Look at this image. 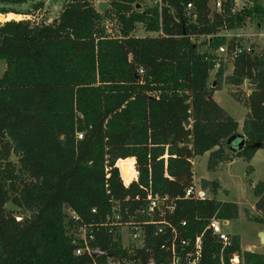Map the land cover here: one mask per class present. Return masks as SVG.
I'll return each instance as SVG.
<instances>
[{
    "label": "trees",
    "instance_id": "16d2710c",
    "mask_svg": "<svg viewBox=\"0 0 264 264\" xmlns=\"http://www.w3.org/2000/svg\"><path fill=\"white\" fill-rule=\"evenodd\" d=\"M34 1L0 0V14H24L16 6ZM100 1L111 2L105 12L97 9ZM212 1L166 0L160 9L146 0H65L53 21L0 22V264L103 259L76 254L84 247L81 228L93 236L94 251L127 255L104 223L116 205L134 212L148 192L177 200L168 220L176 227L186 221L181 233L190 247L201 236L200 264H231L228 256L236 252L243 264H264V253L242 250L238 235L222 261L208 222L236 219L239 209L215 198L219 182H201L212 197L184 198L195 158L209 152L215 171L264 149V49L256 44L228 60L227 76L223 63L210 86L215 50L241 45L223 32L243 27L248 17L264 18V6L244 0L237 8L236 0H225L214 10ZM139 25L154 35L135 36ZM222 81L235 87L253 81L249 94L233 95L247 109L241 134L213 98ZM236 136L245 140L242 150L228 145ZM128 158L137 175L131 181L129 172L126 186ZM253 193L259 212L253 220L264 224V179ZM153 230L146 227V245L137 251L158 263L164 238Z\"/></svg>",
    "mask_w": 264,
    "mask_h": 264
},
{
    "label": "rangeland",
    "instance_id": "374dc122",
    "mask_svg": "<svg viewBox=\"0 0 264 264\" xmlns=\"http://www.w3.org/2000/svg\"><path fill=\"white\" fill-rule=\"evenodd\" d=\"M38 1V2H36ZM264 6V0L258 1ZM34 4L27 3L22 6H16L20 12L9 13L14 14L13 17H9L8 14H0V22L5 20H30L32 23L45 20L46 22L53 21L60 14V11L65 4V0H35ZM36 3H41L38 9L33 6ZM244 4V0H236V7L240 8ZM4 16V17H3ZM109 27L108 32L115 35V27L110 21L106 22ZM227 37L232 38L231 35L240 34V41L244 46H253L256 44L259 47H264V18L260 16H252L245 19L244 26L231 31H224ZM262 34V35H260ZM154 35L153 33H147L139 25L135 36ZM201 38L199 41H202ZM5 63L0 60V75L3 73ZM232 71L231 62L227 61L224 64V76H227ZM216 70L211 74L210 86L213 82V86L216 84L215 77ZM215 83V84H214ZM251 83L246 81L241 87H235L222 81L221 88L215 90L213 98L214 100L225 109L236 121H238V133H243V121L247 113V109L244 105L238 101L235 95L249 94L251 91ZM231 156L233 153L229 152ZM14 161L17 160L15 156L12 157ZM209 152L195 158L193 160L194 169V182L197 185H201L204 180H218L219 189L214 194L216 199L222 201H230L237 204L239 209V215L236 219L227 220V224L222 225V230L229 235H238L241 240V249L246 250L250 248L251 251L264 253V245L259 241V232L264 231V224L253 220V218L259 216V212L255 208L256 197L253 193V186L264 179V149H258L253 155L250 161L243 159L242 157H234L229 162L221 163L215 171L209 170ZM128 170L132 169V161H127ZM131 176L133 177V171ZM8 208H13L11 203L7 204ZM82 234V233H81ZM128 238V232L124 231V240Z\"/></svg>",
    "mask_w": 264,
    "mask_h": 264
},
{
    "label": "built area",
    "instance_id": "2783aa9c",
    "mask_svg": "<svg viewBox=\"0 0 264 264\" xmlns=\"http://www.w3.org/2000/svg\"><path fill=\"white\" fill-rule=\"evenodd\" d=\"M165 1L166 0H146L148 4L156 5L160 9L165 5ZM224 1L225 0H213L212 8L214 10H220ZM187 7L191 8L192 4H188ZM231 36L240 40L239 37L241 35L235 34ZM261 48L264 49V47ZM254 49L253 46H244L242 43L241 45H236L231 50L228 49L227 45L218 47L215 50L217 59L214 70L217 71L223 63L236 58L241 52L247 51L251 53ZM121 160L123 159H120L119 161ZM119 161L117 162V166L119 165ZM134 162L135 160L133 158L132 166L134 169L132 181L136 179L137 175ZM123 181L127 186L128 184L125 182L124 178ZM209 197H212L209 190L203 188L201 185H197L195 182L186 189L184 195L185 199L204 200ZM176 207V199L171 198L168 195L161 196L152 192L147 193L145 204L135 209L132 213L130 212L129 207L124 211L122 210V212L121 207L116 205L112 213L107 215L104 225L111 226L110 232L114 231L116 233L115 235H118L121 238L123 248L127 250V255L106 254L101 251L102 256H104L103 259H94L93 264H200L201 236H197L193 246L190 247V241L187 238H184L181 233V229L187 224L186 221H182L180 226L176 227L168 220V216L174 213ZM92 212L95 213L96 210L92 209ZM223 224H227V222L225 223V221L218 218H212L209 220L207 226V229L213 233L222 245V261L225 256L224 251L232 245V236L222 230ZM147 226H153V234L164 238L160 249L165 255L160 256L158 263L153 257L144 258V256L137 251L146 245ZM80 231L82 232L84 247H79L76 250V254H80L85 250L93 255L95 251L90 247V241H92L93 236L90 232L87 236V229L85 228H81ZM124 231L128 232L126 242L124 240ZM228 257L231 264H243L242 257L238 252L232 253Z\"/></svg>",
    "mask_w": 264,
    "mask_h": 264
},
{
    "label": "water",
    "instance_id": "95a60500",
    "mask_svg": "<svg viewBox=\"0 0 264 264\" xmlns=\"http://www.w3.org/2000/svg\"><path fill=\"white\" fill-rule=\"evenodd\" d=\"M110 4H111V2L110 1H100L99 3H98V5H97V9L100 11V12H105L108 8H109V6H110ZM252 82L253 81H251V85H250V87H252ZM215 84V83H214ZM228 145L231 147V148H233L234 150H242L243 148H244V146H245V140H244V138H241V137H238V136H236V137H233L229 142H228ZM126 163V162H125ZM128 163H126V165H127ZM123 167H124V164L122 165V170H123ZM133 166H132V171H133ZM122 170H121V172H122ZM123 173H124V180H125V182H126V180H128V177H129V173H127V172H125V171H123ZM122 173V174H123ZM133 175V174H132ZM132 181V180H131ZM130 181V182H131ZM217 182H218V180H216ZM129 182V183H130ZM127 184H129L128 182H126ZM227 221H225V223H226ZM258 237H259V241H260V243L261 244H263L264 245V231H260L259 232V235H258ZM98 254H101V251H95L94 252V255H98Z\"/></svg>",
    "mask_w": 264,
    "mask_h": 264
},
{
    "label": "bare ground",
    "instance_id": "6f19581e",
    "mask_svg": "<svg viewBox=\"0 0 264 264\" xmlns=\"http://www.w3.org/2000/svg\"><path fill=\"white\" fill-rule=\"evenodd\" d=\"M126 161H133L132 159H127ZM131 167H132V164H131ZM127 172L129 173L128 171V166H127ZM130 175V174H129ZM131 178H133L131 175H130Z\"/></svg>",
    "mask_w": 264,
    "mask_h": 264
},
{
    "label": "crops",
    "instance_id": "0c3cea01",
    "mask_svg": "<svg viewBox=\"0 0 264 264\" xmlns=\"http://www.w3.org/2000/svg\"><path fill=\"white\" fill-rule=\"evenodd\" d=\"M246 250H250V248H247Z\"/></svg>",
    "mask_w": 264,
    "mask_h": 264
}]
</instances>
